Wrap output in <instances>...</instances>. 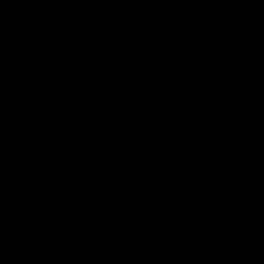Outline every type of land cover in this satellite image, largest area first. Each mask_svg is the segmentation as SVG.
I'll use <instances>...</instances> for the list:
<instances>
[{
	"label": "water",
	"instance_id": "1",
	"mask_svg": "<svg viewBox=\"0 0 264 264\" xmlns=\"http://www.w3.org/2000/svg\"><path fill=\"white\" fill-rule=\"evenodd\" d=\"M101 1L114 32L71 94L84 128L46 135L0 96V264H264V0H165L170 19L130 27L147 1ZM156 31L162 56L133 36Z\"/></svg>",
	"mask_w": 264,
	"mask_h": 264
}]
</instances>
